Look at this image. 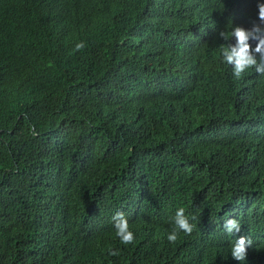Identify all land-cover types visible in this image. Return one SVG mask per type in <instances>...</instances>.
<instances>
[{"label": "trees", "instance_id": "trees-1", "mask_svg": "<svg viewBox=\"0 0 264 264\" xmlns=\"http://www.w3.org/2000/svg\"><path fill=\"white\" fill-rule=\"evenodd\" d=\"M258 3L0 0V264H264V75L220 36Z\"/></svg>", "mask_w": 264, "mask_h": 264}, {"label": "clouds", "instance_id": "clouds-1", "mask_svg": "<svg viewBox=\"0 0 264 264\" xmlns=\"http://www.w3.org/2000/svg\"><path fill=\"white\" fill-rule=\"evenodd\" d=\"M258 19L264 23V3H258ZM261 29L258 25L253 24L251 29H245L242 26L236 25L232 27L230 32H221L220 36L225 41L230 37L235 38V44H227L221 47V57L224 63L232 65L234 76L239 79L247 70L255 67V71L264 75V35H258ZM256 41L255 47H250L249 40ZM86 47L84 41L75 43L73 52H79ZM254 53L260 55L261 63L258 64ZM194 218V217H193ZM114 221L115 234L122 244H131L135 237L134 233L129 228V223L123 212H116L112 217ZM174 226L172 231L168 233L167 240L170 243H175L178 236V231H183L186 235H191L193 224L189 222V217L185 214V209L180 207L176 210L174 217ZM226 233L232 235L241 230V224L238 219H226L223 225ZM252 244L250 238L239 236L235 243L231 246L230 252L233 259L244 261L247 255V247ZM110 255H117L116 250H109Z\"/></svg>", "mask_w": 264, "mask_h": 264}, {"label": "bare ground", "instance_id": "bare-ground-1", "mask_svg": "<svg viewBox=\"0 0 264 264\" xmlns=\"http://www.w3.org/2000/svg\"><path fill=\"white\" fill-rule=\"evenodd\" d=\"M254 6V5H253Z\"/></svg>", "mask_w": 264, "mask_h": 264}]
</instances>
